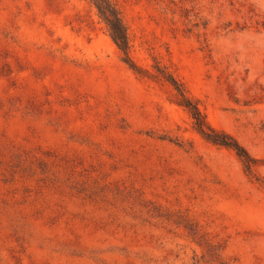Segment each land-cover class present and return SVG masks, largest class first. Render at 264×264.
I'll return each instance as SVG.
<instances>
[{"label":"rangeland","instance_id":"1","mask_svg":"<svg viewBox=\"0 0 264 264\" xmlns=\"http://www.w3.org/2000/svg\"><path fill=\"white\" fill-rule=\"evenodd\" d=\"M99 1L0 0V264H264V0Z\"/></svg>","mask_w":264,"mask_h":264},{"label":"trees","instance_id":"2","mask_svg":"<svg viewBox=\"0 0 264 264\" xmlns=\"http://www.w3.org/2000/svg\"><path fill=\"white\" fill-rule=\"evenodd\" d=\"M101 4L99 7L103 14L106 15L108 23L110 25L112 36L114 40L117 42L119 47L123 50L126 55V61L130 64V66L134 69L139 70L136 64L133 62L130 56V41L127 30L122 22L119 12L116 8H114L111 0H100ZM171 81L176 86L177 90L183 96V103L186 107L190 109L192 112L198 130L211 142L228 147L236 152V154L244 161L245 167L248 171H252L256 159L252 158L246 149L230 134L216 130L211 127L206 121L204 115L200 111L199 107L193 103V101L188 98L185 94V90L182 87V84H179L174 78H171ZM83 190L89 191L92 195L99 196V192L102 193L98 188H83ZM154 211L159 213V216H163L162 210L158 207H154ZM157 209V210H156ZM168 214V213H167ZM186 228L189 229L190 234L198 241L200 245H204L206 252L197 262H203L204 264H228L221 256L220 246L210 242L204 233L199 229L198 225L191 222L190 219L184 218L183 220Z\"/></svg>","mask_w":264,"mask_h":264}]
</instances>
